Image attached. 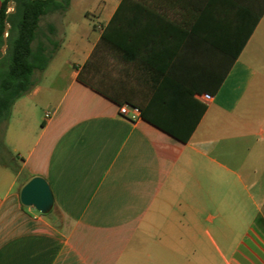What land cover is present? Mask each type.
Wrapping results in <instances>:
<instances>
[{
	"label": "crops",
	"instance_id": "1",
	"mask_svg": "<svg viewBox=\"0 0 264 264\" xmlns=\"http://www.w3.org/2000/svg\"><path fill=\"white\" fill-rule=\"evenodd\" d=\"M121 1L71 0L40 20L60 46L1 132L20 173L0 163V264H264V0L121 12L135 39L130 59L103 51L110 97L79 73ZM153 98L188 122L206 106L188 141L119 111ZM35 176L47 213L20 198Z\"/></svg>",
	"mask_w": 264,
	"mask_h": 264
},
{
	"label": "trees",
	"instance_id": "2",
	"mask_svg": "<svg viewBox=\"0 0 264 264\" xmlns=\"http://www.w3.org/2000/svg\"><path fill=\"white\" fill-rule=\"evenodd\" d=\"M14 3V11H9V3ZM71 0H2L0 9V125L9 121L15 101L28 93L38 82L37 72L46 69L57 49L59 42L49 39L44 41L40 20L43 15L51 12H65ZM121 12H152L149 0H122L111 21L105 27L100 41L97 43L88 60L81 66L79 79L83 83L111 97L98 86L101 81L103 51L105 48L122 50L124 57L130 59L133 50L135 32L134 18L125 24ZM7 25L9 28L7 29ZM51 33L54 27L50 28ZM6 32L8 33L5 36ZM250 35V34H248ZM7 40L5 53L2 52L4 40ZM126 44H128L126 46ZM123 103V102H121ZM123 105V104H122ZM137 106L141 116L182 141H188L197 123L202 117L206 106L200 105L199 111L188 122V112L171 108L155 111L156 99L149 100L146 105ZM11 158V159H7ZM16 156L6 147L3 139L0 144V163H9L15 172L20 168L15 162Z\"/></svg>",
	"mask_w": 264,
	"mask_h": 264
},
{
	"label": "water",
	"instance_id": "3",
	"mask_svg": "<svg viewBox=\"0 0 264 264\" xmlns=\"http://www.w3.org/2000/svg\"><path fill=\"white\" fill-rule=\"evenodd\" d=\"M8 28V27H7ZM7 36V33L5 34ZM7 40H4L2 52L5 53ZM20 198L23 204L33 206L42 213L49 212L54 203L51 188L43 177L35 176L21 190Z\"/></svg>",
	"mask_w": 264,
	"mask_h": 264
},
{
	"label": "built area",
	"instance_id": "4",
	"mask_svg": "<svg viewBox=\"0 0 264 264\" xmlns=\"http://www.w3.org/2000/svg\"><path fill=\"white\" fill-rule=\"evenodd\" d=\"M7 33V32H6ZM213 98L210 94H204L203 99L206 102L211 101ZM120 113L124 116H129L131 119H138L141 116V110L137 106L129 105V104H123L120 106Z\"/></svg>",
	"mask_w": 264,
	"mask_h": 264
},
{
	"label": "rangeland",
	"instance_id": "5",
	"mask_svg": "<svg viewBox=\"0 0 264 264\" xmlns=\"http://www.w3.org/2000/svg\"><path fill=\"white\" fill-rule=\"evenodd\" d=\"M11 3H13V2H11ZM11 6H14V4H11ZM68 9H69V8H68ZM68 9H67L65 12H67ZM72 12H75V11H72ZM96 21H97V20H95V18L92 19V23H96ZM7 27L9 28V25H7ZM8 28H7V29H8ZM7 35H8V33H7ZM37 74H39V73H37ZM3 129H4V126H3V125H0V144H1V141H2V135H1V132H2ZM7 159L9 160V159H11V158H7Z\"/></svg>",
	"mask_w": 264,
	"mask_h": 264
}]
</instances>
